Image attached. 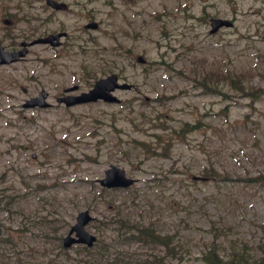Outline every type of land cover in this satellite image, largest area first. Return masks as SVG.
<instances>
[{"label":"rangeland","instance_id":"1","mask_svg":"<svg viewBox=\"0 0 264 264\" xmlns=\"http://www.w3.org/2000/svg\"><path fill=\"white\" fill-rule=\"evenodd\" d=\"M59 1L0 0V45L68 32L0 65V264H206L212 241L225 259L245 243L262 254L264 183L249 178L264 175V0ZM114 72L135 86L119 102H57ZM227 73L246 90L211 81ZM41 89L53 106L25 107ZM111 165L136 182L103 188ZM84 209L97 242L63 246ZM119 215L170 235L174 253L119 244Z\"/></svg>","mask_w":264,"mask_h":264},{"label":"water","instance_id":"2","mask_svg":"<svg viewBox=\"0 0 264 264\" xmlns=\"http://www.w3.org/2000/svg\"><path fill=\"white\" fill-rule=\"evenodd\" d=\"M48 2L56 8H61L65 5L64 3L57 2L55 0H48ZM220 23L221 21L219 19H213L212 20L213 30L217 29ZM87 26L95 28L97 27V23L92 22L89 23ZM64 34L65 32L50 34L46 38H38L34 40L33 43L50 41L54 45H58L60 43V37ZM24 44H26V42H24ZM26 52H27L26 49L17 52L4 51V48L0 46V62H11L15 59L14 58L15 55L19 57L20 55H24ZM138 59L140 61H144L143 57L141 56ZM131 87L132 84L128 82L119 83L118 75L113 73L108 75L107 77L98 79L94 87L90 91L83 92L82 94L77 96L69 95L66 97H60L59 100L66 101L68 105L78 102L97 100L99 98H103L108 101H119L118 97L115 96L112 93V91L115 90L116 88L127 89ZM76 88L77 86H73L69 88V90ZM46 96H47V92H41L39 96H36L28 100L26 102V105L48 106L49 104L45 101ZM100 181L103 185H107V186H128L131 183H133L134 179L126 176V173L122 168L112 165L110 168L106 170V176L102 178ZM91 220H92V216L89 210L81 211L77 216V222L72 225L69 234L64 238V244L66 246H70L75 242H83V243H87L89 246L93 245L97 237L96 235L89 232L85 227L86 224ZM73 232L76 233V236L73 235Z\"/></svg>","mask_w":264,"mask_h":264},{"label":"trees","instance_id":"3","mask_svg":"<svg viewBox=\"0 0 264 264\" xmlns=\"http://www.w3.org/2000/svg\"><path fill=\"white\" fill-rule=\"evenodd\" d=\"M222 80L231 82L234 87H240L242 91L246 90V88H243L242 86V81L233 78L229 73L224 74L223 78L218 79L217 81L211 79V81L215 82L216 84L222 82ZM259 90V88H252L249 95L253 99L258 98L260 96ZM206 172L210 175L216 174L214 168H210V172L207 170ZM252 179L264 183V175L259 176L258 178H251V180ZM109 220H111V222L115 223L116 225L114 239H118L119 244H121L123 241H141L154 247H159L162 245L165 251L168 253H174L175 251L174 241L171 236L168 234H162L156 229L154 225L138 224L134 220H131L129 216L125 217L119 215ZM217 228L219 229V227ZM218 237L220 236H214V238ZM219 251V243L212 241L211 246L207 250L203 251L201 258L206 264H264V249L262 254L256 255L251 249L249 243L243 244L242 247L233 246L232 254L230 255L232 257L231 259H225L224 256L219 253Z\"/></svg>","mask_w":264,"mask_h":264}]
</instances>
